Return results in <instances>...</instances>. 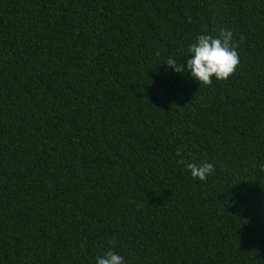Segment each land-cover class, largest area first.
Segmentation results:
<instances>
[{"label":"trees","instance_id":"1","mask_svg":"<svg viewBox=\"0 0 264 264\" xmlns=\"http://www.w3.org/2000/svg\"><path fill=\"white\" fill-rule=\"evenodd\" d=\"M220 28L226 81L168 67ZM113 240L125 264H264V0H0V264Z\"/></svg>","mask_w":264,"mask_h":264},{"label":"clouds","instance_id":"2","mask_svg":"<svg viewBox=\"0 0 264 264\" xmlns=\"http://www.w3.org/2000/svg\"><path fill=\"white\" fill-rule=\"evenodd\" d=\"M241 39H243L241 37ZM238 45L234 41L231 30L220 28L215 36L211 34H199L195 36V42L187 46L186 58L182 62H177L173 57H169L165 62L168 67L177 73L188 71L199 86H212L213 78L217 81H226L233 75L240 65V58L237 51ZM158 54V53H157ZM184 145H180L175 150V155L179 157L176 163L183 165L190 171L193 179L204 181L215 171V166L211 162H188L183 157ZM115 241H109V247L103 255L96 257V264H125L124 257L118 254L112 245Z\"/></svg>","mask_w":264,"mask_h":264}]
</instances>
